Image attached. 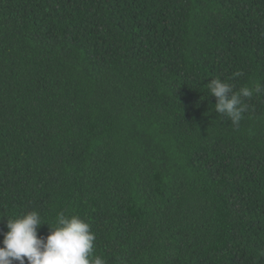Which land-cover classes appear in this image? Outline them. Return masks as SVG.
<instances>
[{
  "label": "trees",
  "instance_id": "1",
  "mask_svg": "<svg viewBox=\"0 0 264 264\" xmlns=\"http://www.w3.org/2000/svg\"><path fill=\"white\" fill-rule=\"evenodd\" d=\"M212 78L262 86L238 126ZM31 210L106 264H264V0H0V240Z\"/></svg>",
  "mask_w": 264,
  "mask_h": 264
},
{
  "label": "clouds",
  "instance_id": "2",
  "mask_svg": "<svg viewBox=\"0 0 264 264\" xmlns=\"http://www.w3.org/2000/svg\"><path fill=\"white\" fill-rule=\"evenodd\" d=\"M239 71L233 77H239ZM210 96L215 97V112L238 126L249 109L246 100L262 91L259 84L241 86L236 89L232 83L212 78L207 83ZM47 224L49 233L39 236L38 229ZM7 231L0 240V264H106L94 253L95 234L90 223L77 214L59 212L54 221L45 222L36 210L22 215L12 214L7 218Z\"/></svg>",
  "mask_w": 264,
  "mask_h": 264
}]
</instances>
